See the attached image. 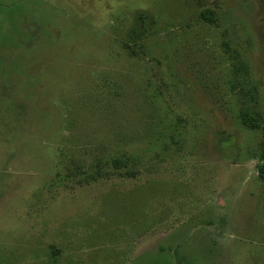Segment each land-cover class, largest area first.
Returning <instances> with one entry per match:
<instances>
[{"label": "rangeland", "instance_id": "1", "mask_svg": "<svg viewBox=\"0 0 264 264\" xmlns=\"http://www.w3.org/2000/svg\"><path fill=\"white\" fill-rule=\"evenodd\" d=\"M264 0H0V264H264Z\"/></svg>", "mask_w": 264, "mask_h": 264}, {"label": "trees", "instance_id": "2", "mask_svg": "<svg viewBox=\"0 0 264 264\" xmlns=\"http://www.w3.org/2000/svg\"><path fill=\"white\" fill-rule=\"evenodd\" d=\"M261 171H262V173H263V175H264V166L262 167V170H261Z\"/></svg>", "mask_w": 264, "mask_h": 264}]
</instances>
